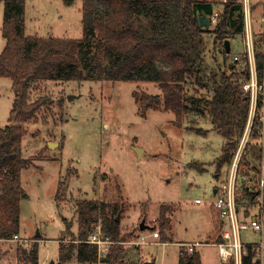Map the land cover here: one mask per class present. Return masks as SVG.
Returning <instances> with one entry per match:
<instances>
[{"label": "rangeland", "instance_id": "rangeland-1", "mask_svg": "<svg viewBox=\"0 0 264 264\" xmlns=\"http://www.w3.org/2000/svg\"><path fill=\"white\" fill-rule=\"evenodd\" d=\"M82 1L74 0L68 5L63 0H25L26 33L81 37ZM209 1L217 3L215 10L220 11L225 0ZM2 8L3 0H0V10ZM261 9L251 11L250 15H261ZM213 25L211 23V27ZM262 26L254 25V38L264 52ZM242 35L227 38L230 45L227 53L222 41H215L212 33L204 34L207 77L212 69L231 71L230 63L237 61L233 55H244ZM241 61L236 65L237 70L244 68ZM194 82L192 78L186 85L189 91L196 88L203 96H211L209 87ZM33 86L30 98L46 95L49 99L35 118L24 124L28 132L22 138V155L33 160L21 170L25 196L20 200L19 227L21 234L29 237L19 236L22 241L4 244V249L16 253L19 246L28 248L42 232L45 240L38 243L39 257L57 263L59 239L63 236V243L68 244L73 238L64 233L65 221L76 234V201L83 198L109 201L108 214L118 216L120 221L122 242L117 245L123 247L127 264H143L153 259L154 264H178V255L184 249L181 243L216 239L219 223L213 212L212 227L207 202L213 200L214 187L229 173L232 158L217 168L226 139L213 128L208 116L189 112L180 126L173 123L175 116L170 111L149 109L142 116L132 93H160L154 82L47 80ZM12 99L11 80L0 77V125L8 122ZM256 141L262 156L257 161L249 159L254 170L243 160L239 163L240 174L253 180L257 177L259 162L262 158L264 161V135ZM49 142L56 144L49 147ZM136 146L144 147L143 157H137ZM43 153L48 154L47 157L43 158ZM141 154L142 150L138 155ZM246 157H250V153ZM59 181L62 184L57 192ZM239 192L244 207L251 214L259 213L264 224V210L259 208L258 212L257 201L250 202L244 197V185ZM195 198L202 199L203 203H196ZM163 203L174 209L172 230L168 234L172 237L167 243L161 242L158 233L157 220ZM142 220L146 227L140 235ZM242 238L247 242L264 243V227L262 231H244ZM140 240L146 243H139ZM196 250L202 264L217 262V248L213 244L199 245ZM72 254L65 264H80L76 248ZM262 255L264 260V248ZM3 259V264H15L12 258Z\"/></svg>", "mask_w": 264, "mask_h": 264}, {"label": "trees", "instance_id": "trees-1", "mask_svg": "<svg viewBox=\"0 0 264 264\" xmlns=\"http://www.w3.org/2000/svg\"><path fill=\"white\" fill-rule=\"evenodd\" d=\"M73 1L63 0L68 5ZM3 3L1 31L6 43L0 52V77L11 80L14 99L8 124L0 126V239L19 233L20 200L25 196L21 170L33 160L22 155V138L28 132L24 124L34 119L49 99L46 95L30 98L35 83L47 80L154 82L160 93H132L139 113L145 116L149 109L170 111L177 126L189 112L208 116L213 128L226 139L217 168L230 161L249 115L250 94L242 89V81L249 77V65L243 55V69L237 70L238 61H234L230 63L229 73L212 69L207 77L204 34L212 33L215 41H222L226 49L227 38L242 34L244 29L241 0H225L212 27L201 26L198 19L201 14L210 18L216 12L217 3L209 0H83L79 38L28 35L25 33V0H3ZM258 44L255 37V70L261 83L264 52ZM192 78L194 83L209 87L211 96H203L196 88L189 91L186 85ZM258 98L261 101L262 92ZM261 125L256 115L241 159L251 167L249 159L257 161L262 156L256 141L261 135ZM248 153L250 157H246ZM58 184L57 192L62 182ZM244 194L252 200L257 192L244 189ZM108 209L107 200L83 198L76 201L77 232H71L70 223H66V230L78 242L65 244L63 238L60 239L59 263L70 258L76 248V258L81 264L98 261L127 264L121 245L113 244L107 256L99 260L96 245L85 241L99 221L104 236L122 240L120 221L110 216ZM168 212H171L169 205L161 204L157 223L162 240L168 238ZM36 239L28 248L19 246L17 264H39ZM257 248L258 243L245 244L242 264H259ZM3 256L0 248V261ZM178 264H201L199 252L181 249ZM225 264L234 263L230 260Z\"/></svg>", "mask_w": 264, "mask_h": 264}, {"label": "built area", "instance_id": "built-area-1", "mask_svg": "<svg viewBox=\"0 0 264 264\" xmlns=\"http://www.w3.org/2000/svg\"><path fill=\"white\" fill-rule=\"evenodd\" d=\"M264 5V0H261ZM243 13H244V29L242 36L244 38L245 50L244 55L246 56L249 65V77L242 81V89L250 94V109L248 120L244 132L239 140L238 146L233 153L231 159V166L229 173L222 180L219 181L215 188L213 200L207 203L212 208L215 213V218L219 223V233L216 240L212 242L217 248L218 260L214 264H225L230 260H233L234 264H242V255L245 252V244L253 243L244 241L242 238V233L247 230L262 231L263 223L260 221V214H251L247 208L244 207L240 195V187L244 185V189L248 191H256L257 194L254 195L253 200L257 201L258 212L261 211L263 206V195H264V161L263 158L259 162L256 170V179L253 180L246 174H240L239 163L242 159L245 146L249 140V133L252 127L253 119L256 115L261 120L262 125L259 130L261 135H264V102L258 98L259 92L263 91L264 83H259L258 77L255 70V60H254V31L252 29V19L250 15V0H243ZM210 22L215 24L217 20V11L210 16ZM264 22V15L262 18ZM262 37L264 40V28L262 31ZM235 59L238 58L237 55L234 56ZM259 102L260 105L258 104ZM254 167V165L252 166ZM250 167L254 170V168ZM245 183L242 184L241 181ZM248 199V195L244 196ZM249 200V199H248ZM251 202V200H249ZM196 203H203L200 198H195ZM263 210V209H262ZM12 241H19L21 238L18 234H14L11 238ZM22 241V240H21ZM64 242V239H62ZM77 243V239H71L69 242ZM88 243L95 244L97 249V257L100 260L105 258L107 253L113 244L122 241L112 240L111 238L104 236L101 229L100 221L97 222L92 231L90 232L88 238L85 240ZM258 243V247L261 251L256 254L257 259H259V264H263V248L264 243ZM205 244L204 242H185L181 243L184 250L189 252L196 250L199 245ZM257 248V249H259ZM99 262V261H98Z\"/></svg>", "mask_w": 264, "mask_h": 264}, {"label": "crops", "instance_id": "crops-1", "mask_svg": "<svg viewBox=\"0 0 264 264\" xmlns=\"http://www.w3.org/2000/svg\"><path fill=\"white\" fill-rule=\"evenodd\" d=\"M251 1V3H250V12L252 11V12H256V10L257 9H259V8H262L261 9V15H255V16H252L251 15V19H252V29H253V31H254V35H255V30H254V25L255 24H260L261 26H262V24H263V26H262V28H261V31H263V28H264V22L262 21V18H263V15H264V5H263V3H262V1L261 0H250ZM3 5H4V3H3ZM261 6H263V7H261ZM2 16H3V8L0 10V52L2 51V49L4 48V46H5V43H6V40H5V38L2 36V31H1V27H2ZM254 24V25H253ZM25 29H26V24H25ZM25 33H26V30H25ZM27 34V33H26ZM28 35H32V34H28ZM254 40H255V38H254ZM227 42H228V51H227V53H229V50H230V45H229V39H227ZM226 46V45H225ZM243 54H244V51H243ZM235 55H237L238 56V58H237V61L238 62H240L241 60H240V58H239V56H241V55H239L238 53L237 54H235ZM235 55H233V57L235 56ZM242 57V56H241ZM242 62V61H241ZM263 82V81H262ZM264 83V82H263ZM263 90H264V88H263ZM262 94H263V91H262ZM13 99H14V92H13ZM13 99H12V101H13ZM263 102H264V95H263ZM12 107V106H11ZM11 109V108H10ZM6 124H8V122L6 123ZM6 124H3V125H0V126H5ZM131 146H132V144H131ZM62 147H63V145H62ZM141 147V146H140ZM62 149V148H61ZM141 149H142V154L141 155H138L137 153H136V155H137V157L138 158H141V157H143V155H144V153H145V149H144V147H141ZM47 155L48 154H45V153H43V158H45V157H47ZM140 156V157H139ZM52 157H54V156H52ZM49 158H51V157H49ZM215 188H216V186L214 187V189H213V192H215ZM56 196V195H55ZM93 199H95V198H93ZM163 204H165V203H163ZM167 205H169V207H170V204H168V203H166ZM161 205V204H160ZM173 207V206H172ZM171 208V207H170ZM174 211V209L173 208H171V212H169V213H167L168 214V216H169V219H170V228L166 231V237H168L166 240H161V242L162 243H167V241H171V235H168V234H171L170 233V231L172 230V225H171V219H172V215H173V212ZM210 213H211V222H212V227H213V210H212V208L210 207ZM65 218V216H63V219ZM64 221H65V219H64ZM76 221H77V219H76ZM144 223V220H142L140 223ZM65 224H66V221H65ZM74 225V224H73ZM78 225V224H77ZM133 226V225H132ZM144 227H146V224L144 223V226L141 228L140 227V224H139V229H140V231H138V234H140V235H142V232L144 231L143 230V228ZM76 232H77V226H76ZM168 232V233H167ZM64 233H68L67 232V230H66V226H65V229H64ZM210 233V232H209ZM69 234V233H68ZM18 235L19 236H21V237H24V238H28V237H26V236H24V235H22L21 234V231H20V227H19V233H18ZM42 235H43V233L42 232H39V234H38V236H39V238L38 237H35V239L37 240V242L39 243V242H41V241H43V240H45V239H43L42 238ZM63 237V236H62ZM61 237V238H62ZM141 237L142 236H140V239H141ZM60 238V239H61ZM217 238V237H216ZM59 239V242H61V240ZM216 240V239H215ZM214 241V240H213ZM12 242V239L11 238H4V239H0V248H1V250H3L4 251V256L1 258V261H0V264H3V261L5 260V259H3V258H9V259H11L12 258V262H15V264H17V250H16V253H12V251L11 252H8L6 249H4L3 248V245L4 244H9V243H11ZM139 242V241H138ZM192 242H198V241H192ZM200 242H204L205 244H212V242H207V241H200ZM63 243V242H62ZM139 243H146V241L145 240H140V242ZM177 243V242H176ZM178 243H181V241L180 242H178ZM37 253H38V258H39V264H47L48 263V261H47V257H44V259H41L40 257H39V250H37ZM59 254H60V252L58 253V256L56 257L57 258V260H58V257H59ZM200 254V253H199ZM73 257V254L71 255V257L70 258H68L67 260H65V261H63V262H61V263H59L58 261H57V263L54 261V263L55 264H65L69 259H71ZM77 259V258H76ZM78 261V260H77ZM151 261V260H150ZM200 261H201V258H200ZM152 264H154L155 263V260L153 259L152 261ZM80 263V262H79ZM215 263V262H214ZM214 263H212V264H214ZM81 264V263H80ZM202 264V263H201Z\"/></svg>", "mask_w": 264, "mask_h": 264}, {"label": "water", "instance_id": "water-1", "mask_svg": "<svg viewBox=\"0 0 264 264\" xmlns=\"http://www.w3.org/2000/svg\"><path fill=\"white\" fill-rule=\"evenodd\" d=\"M198 19H199V24H200L201 26H205V27H209V26H211L210 19H209L205 14H201V15H199ZM225 45H226V51H228L229 48H228V42H227V40L225 41ZM54 144H56V143H54V142H49V147H51V146L54 145ZM133 149H134V148H133ZM140 149H141L140 146H136V147H135V151H136L137 154H139ZM141 150H142V149H141ZM116 219H118V216L116 217ZM143 226H144V223H143V222L140 223V227L142 228ZM47 264H55V263H54L53 260H51V261H49ZM143 264H152V262H151V261H145V262H143Z\"/></svg>", "mask_w": 264, "mask_h": 264}, {"label": "bare ground", "instance_id": "bare-ground-1", "mask_svg": "<svg viewBox=\"0 0 264 264\" xmlns=\"http://www.w3.org/2000/svg\"><path fill=\"white\" fill-rule=\"evenodd\" d=\"M140 151H141V149H140Z\"/></svg>", "mask_w": 264, "mask_h": 264}]
</instances>
